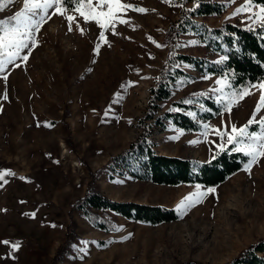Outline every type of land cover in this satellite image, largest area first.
<instances>
[{"label": "rangeland", "instance_id": "1", "mask_svg": "<svg viewBox=\"0 0 264 264\" xmlns=\"http://www.w3.org/2000/svg\"><path fill=\"white\" fill-rule=\"evenodd\" d=\"M122 2L150 11H128L125 18L130 23L117 24L116 34L107 31V44L99 41L95 22L85 23L69 10L65 15H76L84 29L82 34L73 23L69 31L64 16L52 15L54 9H49L51 19L34 33L35 46L30 41V49L21 53L28 55L27 61L17 58L19 67L9 65L0 73V170L16 174L6 177L8 183L0 187V241L21 243L14 253L16 259L10 258L9 246L0 244V264L219 263L264 238V158L215 187L157 183L128 172H116L113 177L106 169L96 177L98 189L115 199L174 207L179 217L171 221L150 224L110 212L114 227L104 230L79 210L71 211L93 173L143 132L139 119L147 110L150 87L169 52L167 30L182 9L175 0L171 5L164 0ZM2 3L0 20L12 23L11 17L21 11L24 0ZM244 3L233 0L221 14L201 19L211 26L226 21L246 26L248 13L232 15ZM176 42L178 51L219 57L194 33H180ZM97 43H101L98 53L94 51ZM181 66L188 74L172 83L173 97L160 102L157 115L173 108L172 102L180 96L202 92L217 99L220 95L212 90L219 87L216 80L222 76L204 73L188 63ZM250 91L230 112L204 120L200 131L181 128L168 119L164 126L154 125L149 135L154 148L209 159L222 142L213 128L227 126L231 131L233 124L239 128L252 117L260 91ZM261 117L264 109L256 120ZM49 123L51 127L46 126ZM206 125L207 137L203 135ZM254 127L249 131H259ZM209 188L215 191L207 192ZM198 192L205 193L198 202L178 208ZM70 233L74 239L65 243L66 253L58 257V247Z\"/></svg>", "mask_w": 264, "mask_h": 264}, {"label": "trees", "instance_id": "2", "mask_svg": "<svg viewBox=\"0 0 264 264\" xmlns=\"http://www.w3.org/2000/svg\"><path fill=\"white\" fill-rule=\"evenodd\" d=\"M175 1L183 7L180 10V16L171 22L167 30L166 40L170 44L169 52L157 79L150 87L147 110L139 119L143 132L123 150L112 155L104 166L93 173L84 195L72 205L71 211L79 210L93 225L104 230H111L114 227L110 212L150 224L171 221L179 217L174 207L115 199L106 195L95 183L96 177L104 169L113 177L116 172H128L134 177L157 183L173 185L198 183L215 187L242 169L249 160V157L243 153L230 151L233 145H228L229 150L220 153L215 159L212 157L217 151L207 160H198L183 155L158 152L150 140L152 127L164 126L165 119L181 128L200 131L204 120L224 112L223 106L214 96L198 92L180 96L172 102L173 108L157 115L156 110L160 102L173 97L172 83L188 74L181 66L182 63H188L207 74L220 77L228 74L233 89H240L249 83H257L264 78V32L258 28L255 31H248L245 25L231 21L211 26L201 19L203 16L221 14L228 7L230 3L228 0ZM255 2L261 4L264 0H255ZM180 33H194L210 51L217 53L219 57L209 58L178 51L175 49L176 35ZM224 56H227V59L217 63ZM184 101H191V103ZM191 112L193 115L190 114ZM150 119L153 120L147 122ZM254 128L257 129V126ZM108 212L106 217L105 213ZM72 236L73 234L70 233L68 239L59 245L58 257L60 253H66V244L73 241ZM176 264H264V238L250 243L236 256L224 262L203 263L189 260Z\"/></svg>", "mask_w": 264, "mask_h": 264}, {"label": "snow or ice", "instance_id": "3", "mask_svg": "<svg viewBox=\"0 0 264 264\" xmlns=\"http://www.w3.org/2000/svg\"><path fill=\"white\" fill-rule=\"evenodd\" d=\"M11 3V0H8ZM165 3L172 4L173 0H164ZM232 2V0H228ZM74 5V7H73ZM2 0H0V9L3 8ZM183 7V5H179ZM49 9H54L52 15L59 14L64 16L68 22L69 31L72 30L73 23L79 28L83 34L84 29L80 28L76 15H65L69 10L77 13L79 17H82L85 23L95 22L99 27V41L103 44H107L108 40L105 33L109 30L116 34L117 24H128L130 21L125 18L128 11H135L138 13H146L150 11L144 7L135 6L132 3L122 2V0H24V5L21 11L17 12L11 17L12 23H6L0 20V73H4L9 65L15 64L17 58L22 61H27L28 55L21 56V53L25 49H30L31 46H35L34 33L38 32L40 28L46 23L47 19H51L49 15ZM151 11H154L151 10ZM192 11V9H189ZM242 13H248L246 17V27L248 31H255L257 28L264 32V3L257 4L255 0H245V3L238 7L233 13V16L240 15ZM152 40V37H148ZM153 43L156 41L152 40ZM190 43H195L192 41ZM161 45L157 44V47ZM101 47V43H97L94 51L97 53ZM227 59V56L221 57L219 62H223ZM19 67V64H15ZM235 75L234 73L232 74ZM7 80V76L3 77ZM203 79H209L210 77L204 76ZM218 88L213 89L214 92H219L217 101L220 103L224 111L230 112L233 105L237 104L239 100L245 96L251 95L250 89H257L260 91V100L257 102V106L253 112L252 117L247 124L237 128L235 124L231 126V131H228L227 126L223 130L213 128L212 132L220 138L222 141L217 145L218 151L212 157L216 158L217 155L228 151V145H233L230 149L232 152L243 153L246 157H249L248 163L245 165V170H250L253 164L259 162L261 158H264V117L256 120L257 114L264 109V78H261L257 83L248 85L240 89H232L228 74H225L220 79L216 80ZM229 89L225 91V89ZM7 99V96H4ZM185 103H191V101H184ZM107 115V112L105 113ZM259 128V131H249L253 125ZM46 126L51 127L49 123ZM209 126H205V132L203 135L208 136ZM178 137H173V139ZM16 174L10 169L0 170V187L8 183L6 177L15 176ZM20 179H26L20 177ZM215 189L209 188L207 192H213ZM205 195L203 192L193 193L189 197H186L178 208L190 207L192 204L199 201V199ZM195 197V199H193ZM25 215H29L26 213ZM33 218L36 213L30 214ZM55 227V225H53ZM0 244H4L10 247V258L16 259L14 253L19 251L21 243L19 241L2 240Z\"/></svg>", "mask_w": 264, "mask_h": 264}]
</instances>
